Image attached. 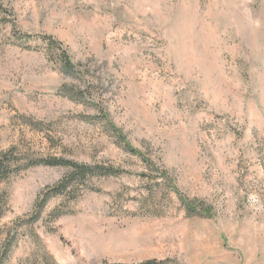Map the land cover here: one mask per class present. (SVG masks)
<instances>
[{
    "label": "rangeland",
    "instance_id": "1",
    "mask_svg": "<svg viewBox=\"0 0 264 264\" xmlns=\"http://www.w3.org/2000/svg\"><path fill=\"white\" fill-rule=\"evenodd\" d=\"M13 26L59 40L81 74ZM104 114L209 214L187 213ZM10 149L2 264H264V0H0V155ZM46 157L121 173L37 210L67 171L32 162Z\"/></svg>",
    "mask_w": 264,
    "mask_h": 264
},
{
    "label": "trees",
    "instance_id": "2",
    "mask_svg": "<svg viewBox=\"0 0 264 264\" xmlns=\"http://www.w3.org/2000/svg\"><path fill=\"white\" fill-rule=\"evenodd\" d=\"M13 35L17 40L28 41L31 39H39L49 50L50 54L53 56L56 64L59 66L61 71L69 75H79L81 74V65L76 63L72 60L68 50L63 44L55 39L51 35L41 34V35H34L28 33H21L20 30L13 26ZM83 77V76H82ZM65 92L67 96L71 100L75 101H84L85 100V91L80 88H73L69 86H63L61 88ZM104 118L107 120L108 126L115 130L118 136V139L121 145L124 147L125 150L128 152L140 157L145 163H147L152 168L158 170V174L167 182L169 187L178 195L179 200L181 201L182 205L186 209L187 213L206 216L209 214V209L202 208L199 204L194 202L193 200H187L183 198L178 190L176 189L173 180L167 174L165 170L159 169L155 166L154 163L149 161L146 158L145 154L142 153L137 148L133 147L130 142L125 138V136L119 131L107 118V115L104 114ZM14 153L13 149L6 151L5 153L0 155V178H5L8 174L12 171L13 167V160H14ZM33 164H41L45 166L55 167L61 166L66 167V173L52 186L47 187L45 191H43L39 197V200L35 203V208L40 210L41 207L48 201L50 198L55 196H71L75 193L76 190L80 188V186H85L86 183L94 178V177H105V176H112L121 173L120 169L105 166L103 164H86V163H78L75 161H71L64 158L59 157H46L40 158L32 161ZM167 261H157V260H146L139 263H132V264H167ZM0 264H2V259L0 258ZM107 264V263H106ZM114 264H123V263H114Z\"/></svg>",
    "mask_w": 264,
    "mask_h": 264
}]
</instances>
